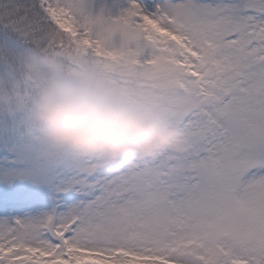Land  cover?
<instances>
[{
    "label": "snow or ice",
    "instance_id": "snow-or-ice-1",
    "mask_svg": "<svg viewBox=\"0 0 264 264\" xmlns=\"http://www.w3.org/2000/svg\"><path fill=\"white\" fill-rule=\"evenodd\" d=\"M34 52L86 65L180 130L182 149L81 154L33 117L40 84L0 80V178L50 184L51 210L0 219V264H264V0H0Z\"/></svg>",
    "mask_w": 264,
    "mask_h": 264
},
{
    "label": "clouds",
    "instance_id": "clouds-1",
    "mask_svg": "<svg viewBox=\"0 0 264 264\" xmlns=\"http://www.w3.org/2000/svg\"><path fill=\"white\" fill-rule=\"evenodd\" d=\"M25 70L41 85L32 114L53 143L113 161L183 147L178 128L111 94L89 66H69L34 52L25 59Z\"/></svg>",
    "mask_w": 264,
    "mask_h": 264
},
{
    "label": "rangeland",
    "instance_id": "rangeland-1",
    "mask_svg": "<svg viewBox=\"0 0 264 264\" xmlns=\"http://www.w3.org/2000/svg\"><path fill=\"white\" fill-rule=\"evenodd\" d=\"M146 5L155 3H162L163 0H144ZM128 7V0H93V12L99 13L103 9L106 13L111 12L113 15L124 8ZM23 57L16 56L12 59L9 51L5 57H0V62L4 69L6 68L10 73L15 69L16 74L20 75L25 69V59L32 52L25 50ZM4 53V52H3ZM0 80L7 81L9 74L2 77ZM5 117L0 114V120ZM11 145L0 138V169L3 167V159L10 156L9 151ZM57 193L54 188L47 183L34 182L27 178H15L11 182L0 178V219L11 217H19L24 215H36L43 211H49L54 205Z\"/></svg>",
    "mask_w": 264,
    "mask_h": 264
},
{
    "label": "trees",
    "instance_id": "trees-1",
    "mask_svg": "<svg viewBox=\"0 0 264 264\" xmlns=\"http://www.w3.org/2000/svg\"><path fill=\"white\" fill-rule=\"evenodd\" d=\"M20 2H24V0H20ZM31 49L32 52L30 54L34 53L33 46L29 44L19 33L0 25V57H5V54L9 51L12 59H15L16 56L22 58V54L25 53L24 51ZM0 74H3L2 77H6L9 74L8 70L6 68L4 69L2 66L1 62Z\"/></svg>",
    "mask_w": 264,
    "mask_h": 264
}]
</instances>
